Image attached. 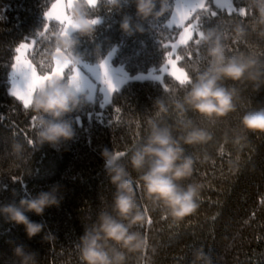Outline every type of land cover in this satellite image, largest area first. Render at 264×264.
<instances>
[{
    "label": "trees",
    "instance_id": "1",
    "mask_svg": "<svg viewBox=\"0 0 264 264\" xmlns=\"http://www.w3.org/2000/svg\"><path fill=\"white\" fill-rule=\"evenodd\" d=\"M232 1L234 9L227 11L207 0L209 11L201 12L202 19L195 20L196 25L200 31L210 27L221 30L234 51H255L264 57V30L254 28L247 13L242 15L239 11L246 9L247 0ZM51 2L0 0V204L18 203L21 197L34 196L53 185L59 186L62 197L59 207L46 208L42 216L26 213L31 220L45 225L31 239L23 225L7 222L0 216V264H12L15 245L37 252L40 264H81L76 245L85 223L95 219L101 199L109 202L114 191L100 151L108 147L127 154L146 135L147 119L155 118L153 101L164 95L165 89L175 88L177 95H182L178 82L169 73H164L161 81L128 80L111 94V103L105 107L101 108L102 99L97 92L92 103L69 114L76 130L73 141L58 149L47 144L38 147L33 127L38 116L25 111L22 102L8 91V75L16 46L29 39L33 46L27 56L40 73V62L50 41L37 32L44 31L43 13ZM159 7L157 0V10ZM171 8L159 19H143L136 15L133 0H122L121 7L114 9L101 4L92 13L100 17L95 33L91 38L80 37L77 51L83 61L95 63L114 48L112 62L123 64L129 73L159 68L180 29L167 25ZM211 11L217 15L212 17ZM125 16L131 17V34L121 28ZM237 24L246 30L242 38H236ZM55 26V21L48 22L49 32ZM197 39L195 33L187 45L176 50L181 68L203 65ZM236 86L237 110L227 117L207 121L195 113L187 114L213 136L206 145L185 146L195 161L191 180L203 184L197 211L173 222L164 218L162 211L153 210L142 189L136 188L137 201L148 212L151 223L136 226L148 243L142 257L130 255L128 264H190L192 250L201 246L212 255L215 264H264V134L246 132L240 127V117L264 103V87L257 91L246 82ZM177 118L175 110L165 117L169 123ZM237 136L244 137L239 144L234 142ZM14 142L23 145L19 156L12 152Z\"/></svg>",
    "mask_w": 264,
    "mask_h": 264
},
{
    "label": "clouds",
    "instance_id": "2",
    "mask_svg": "<svg viewBox=\"0 0 264 264\" xmlns=\"http://www.w3.org/2000/svg\"><path fill=\"white\" fill-rule=\"evenodd\" d=\"M121 2L54 0L45 8L44 31H38L37 35L50 44L40 62V73L37 74L33 64L28 70L29 79L35 70L41 80L28 94L27 103L22 104L25 111L38 116L33 125L38 147L47 144L58 149L61 144L75 139L76 130L69 114L93 102L80 71L82 56L77 51L80 37L91 38L95 33L100 17L92 13L101 4L114 9L121 7ZM133 2L136 15L143 19H159L172 7L170 0H159L158 10L157 0ZM56 3L65 10L64 20L49 17ZM242 10L254 28L264 30V0H247L246 9ZM185 15L186 10L178 13L176 22L182 24ZM51 21H55L56 26L49 32L48 22ZM121 28L125 33H132L131 17H124ZM137 30L143 31L139 27ZM234 32L236 38H242L246 30L237 24ZM46 33L49 34L46 36ZM196 43L202 50L203 65L192 64L180 69L181 78L175 80L182 95H177L175 88L165 89V94L153 101L155 118L147 119L146 135L127 154L108 147L100 151L104 171L114 191L109 202L101 199L95 219L85 223L76 245L81 264H128L130 255L142 257L148 242L136 226L149 223V216L137 201V187L142 189L153 210L162 211L164 218L179 222L195 213L200 206L203 184L191 180L195 161L187 154L185 146L206 145L213 136L187 114L195 113L207 121L225 118L237 110V84L246 82L257 91L264 87V57L260 53L230 49L225 34L216 27L200 31ZM171 110H175L178 117L173 123L165 119ZM240 127L246 132L264 134V103L246 111L240 117ZM242 139L244 137L237 136L234 142L239 144ZM12 152L21 155L23 145L14 142ZM61 200L59 186L53 185L34 196L21 197L18 203L0 204V216L7 222L23 225L31 239L40 234L45 225L31 220L26 213L42 216L46 208L59 207ZM45 238L49 239L50 235ZM13 256L12 264H40L38 253L24 245H15ZM190 264H215V260L201 246L192 250Z\"/></svg>",
    "mask_w": 264,
    "mask_h": 264
},
{
    "label": "snow or ice",
    "instance_id": "3",
    "mask_svg": "<svg viewBox=\"0 0 264 264\" xmlns=\"http://www.w3.org/2000/svg\"><path fill=\"white\" fill-rule=\"evenodd\" d=\"M229 3V7H231L232 4V0H228ZM216 6L217 7H222V5L220 4L219 0H216ZM63 7L61 6L60 3H56L53 4L52 6V10L49 12V17H55L57 19L60 20H64L65 17V13L63 11H60ZM187 11V15L183 16V22L185 20H189L194 19L197 21H200L202 19L201 16V12H208L209 10L206 8V4L204 2V0H178L177 5H176V9H175V13H174V20L173 22H176L175 17L177 16L178 13H181L183 11ZM240 14H245V12H243L242 9L239 10ZM210 15L212 17H215L217 15L216 11H211ZM177 23V22H176ZM179 27H183V23L182 24H178ZM187 30V32L185 31ZM192 32H196L199 36V26L195 25V24H189L188 27H183V33L179 35V41H183V43H174L171 45V49L172 52H175L179 46L181 45H187L189 43L190 40H192ZM197 42V40L195 41V43ZM197 44V43H196ZM31 45L29 43H21L19 44V46L15 49V57L14 60L15 62L12 63L11 68H12V76L13 78H15L17 75H19L22 80H23V85L24 87H21L18 83L15 82V79L13 81V86H12V90H11V95L16 98V100H18L19 102H22V104H26L27 103V97L28 94L37 86V84L40 82L41 77L37 76L35 73V70H33L31 72V76L29 79V75H28V70L31 67V65L33 64V62L31 60L25 59L22 60L21 59V53L23 52V50H26L28 48H30ZM165 47L167 48L168 45H165ZM177 60L180 59L179 56L176 57ZM168 64L171 65L172 67V72L170 73V75H172L173 72H180V69L176 67V64L173 62V60L171 59V53L169 55V59H168ZM173 63L175 64V68H173ZM98 68L101 70L100 74H97L94 70H92L94 72L95 78L97 80H99L101 83H103L104 85H106V88H103L102 91L105 92V96H104V100L101 103V108L105 107V105L111 103V98H110V94L116 93L119 91V88L117 87V84L113 83L112 77L110 75V71H109V65H108V61L105 60L103 62H101L98 65ZM62 70V69H61ZM155 70L152 71V73H150V78L156 81H161L162 77L160 75H153V72ZM160 71L162 72H168V67L165 66L164 68H161ZM173 77H175L174 75H172ZM143 78V77H140ZM176 79V77H175ZM28 81L27 83H25V81ZM89 88L94 90V85L89 84ZM90 98H93L92 96ZM117 112L120 111V109H116ZM149 223H151V220L149 219Z\"/></svg>",
    "mask_w": 264,
    "mask_h": 264
},
{
    "label": "rangeland",
    "instance_id": "4",
    "mask_svg": "<svg viewBox=\"0 0 264 264\" xmlns=\"http://www.w3.org/2000/svg\"><path fill=\"white\" fill-rule=\"evenodd\" d=\"M52 2H54V0H52ZM177 2H178V0H173L171 12H170V15H169V17L167 19V25H169V26H177V27H179L178 23L173 22L174 13H175ZM204 2L207 5V0H204ZM211 2L216 5V0H211ZM219 2L222 5V8L226 9L227 11H232L234 9L233 1H232V4H231V7H229L228 0H219ZM60 11L64 12L65 10H64V8H62ZM175 19L177 21L178 17L176 16ZM189 24H195L196 25V21L194 19L185 20L183 22V27H188ZM183 27H179L180 29L178 31V34H177L176 38L172 42H170L171 45L178 42L179 35L183 33ZM185 31L187 32V30H185ZM195 33L196 32H192V36ZM21 43H29L31 45L30 48H28L26 50H23V52L20 54L22 60H25V59L30 60L28 58V56H27V53L33 46V40L32 39L23 40L19 44H21ZM19 44L16 46V48L19 46ZM175 52H172V49H170V52L168 54V57H167L166 61L163 64H161L159 68H150V69H148L146 71H138L136 73H129L124 68L123 64H121V63H113L112 62V56L114 54V48H113L110 51H108L107 54L99 62L89 63V62H86V61L82 60V64L80 65V71H81V73H82V75H83V77L85 79V84L87 86V90H88L89 94L94 99L96 93L99 92L100 93V97H101L102 102H103L104 96H105V92L102 91V89L106 88V85H104L99 80H97L95 78L94 72L92 71V70H94L97 74H100L101 70L98 68V65L101 62H103L105 60L108 61L109 71H110V75L112 77L113 83L117 84V87L120 88L122 86V84L125 83L128 80L150 78V73H152L153 70H155L153 72V75H160L162 77V79H163L164 73H169L170 74L172 72V70H173L171 65H169L167 63L170 53H171V59L176 64V67L179 68V69H182L177 63ZM15 55H16V53H15ZM15 55H14V57H15ZM14 62H15V60L13 59L12 63H14ZM174 63H173V68H175V64ZM165 66L168 67V72L160 71V69L164 68ZM37 74H39V73L37 72ZM172 75H174L176 77V79H180L182 73L181 72H179V73L173 72ZM8 77H9L8 91L10 93H11V90H12L14 79H15V82L18 83L21 87L23 86V80H22V78L19 75H17L15 78H13V76H12V68L11 67H10V70H9ZM140 77H143V78H140ZM89 84L94 85V90L89 88ZM110 97H111V94H110Z\"/></svg>",
    "mask_w": 264,
    "mask_h": 264
}]
</instances>
